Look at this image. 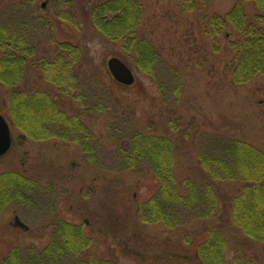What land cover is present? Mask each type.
<instances>
[{
  "label": "rangeland",
  "instance_id": "374dc122",
  "mask_svg": "<svg viewBox=\"0 0 264 264\" xmlns=\"http://www.w3.org/2000/svg\"><path fill=\"white\" fill-rule=\"evenodd\" d=\"M101 1L0 0V19L16 27L20 21L36 45L15 91L55 97L63 109L80 114L94 135L86 146L58 133L32 138L14 125L9 111L13 88L0 82V113L12 132L11 148L0 157V174L17 172L41 187L29 204L12 196L0 200V263L15 248L27 258L31 247L48 244L58 224L70 223L77 224L85 241L91 240L88 255L119 264H204L196 253L211 228L225 236L226 264H264V243L232 222L238 182L215 183L219 204L211 217L191 219L188 213L184 225L172 229L141 219L142 204L159 186L150 166L133 170L116 163L118 143L134 130L173 141L179 181L206 179L198 153L215 137L240 139L264 151V77L235 83L228 42L238 33L229 29L216 48L203 31L204 17L226 15L235 0H196L195 11L185 10L181 0H138L142 17L137 33L160 52L156 74L167 81L166 89L137 68L134 52H127L123 42L96 30L92 9ZM244 8L249 19L257 13L252 1ZM62 42L80 50L76 67L69 70L77 75L78 87L69 89L74 96L48 81L38 66L42 59L56 58ZM112 57L132 68L134 84L113 78L107 65ZM175 71L181 79L177 96L170 92Z\"/></svg>",
  "mask_w": 264,
  "mask_h": 264
},
{
  "label": "trees",
  "instance_id": "16d2710c",
  "mask_svg": "<svg viewBox=\"0 0 264 264\" xmlns=\"http://www.w3.org/2000/svg\"><path fill=\"white\" fill-rule=\"evenodd\" d=\"M181 1L185 10H196V0ZM247 1H252L257 9L252 19L244 11ZM140 5L138 0H103L93 7L92 22L106 39L121 41L127 52L133 51L137 68L153 77L161 89H166L167 81L156 74L162 63L160 52L151 39L139 37L137 33L142 17ZM18 22L16 27L0 19V82L13 88L9 111L14 125L32 138L40 140L58 133L62 137L73 136L75 143L86 146L85 142L94 135L82 122L80 114L69 113L61 107V102L45 92L15 91L29 59L36 52L27 28ZM229 29L239 35L238 39L228 42L234 53L230 62L232 80L242 84L257 75L264 77V0H235L226 15L203 19L204 34L214 41L216 48L219 37L228 38ZM59 46L61 50L56 58L42 59L38 66L46 79L62 88L66 96H74L75 92L69 89L78 87L77 75L73 71L72 76L69 70L76 67L80 50L69 42ZM180 80L175 71L170 84L173 95L180 93ZM123 140L118 143L117 166L138 170L148 165L159 183L155 193L142 204L140 212L144 223H160L173 229L184 225L183 217L188 213L192 214L191 219L211 217L219 204L215 183L238 182L241 189L232 199V222L250 239L264 243V151L240 139L215 137L198 153V163L206 179L186 177L179 181L174 169L175 147L169 137L134 130ZM39 190L41 187L34 178L17 172L0 174L1 201L12 196L26 199L29 204ZM89 242V238L83 239L80 228L61 223L54 228L44 248L31 247L27 258L15 248L0 264H119L88 255ZM225 248L224 234L218 228H211L196 254L204 264H226Z\"/></svg>",
  "mask_w": 264,
  "mask_h": 264
},
{
  "label": "water",
  "instance_id": "95a60500",
  "mask_svg": "<svg viewBox=\"0 0 264 264\" xmlns=\"http://www.w3.org/2000/svg\"><path fill=\"white\" fill-rule=\"evenodd\" d=\"M108 69L113 78L123 85H132L135 82V75L132 68L117 57H112L108 60ZM10 125L5 117L0 113V157L5 155L12 144ZM23 226L21 224H18Z\"/></svg>",
  "mask_w": 264,
  "mask_h": 264
},
{
  "label": "flooded vegetation",
  "instance_id": "af4514ba",
  "mask_svg": "<svg viewBox=\"0 0 264 264\" xmlns=\"http://www.w3.org/2000/svg\"><path fill=\"white\" fill-rule=\"evenodd\" d=\"M73 138V136H71ZM75 226H77V224H74Z\"/></svg>",
  "mask_w": 264,
  "mask_h": 264
}]
</instances>
